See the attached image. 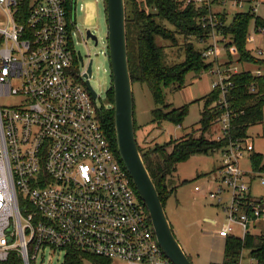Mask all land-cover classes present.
Masks as SVG:
<instances>
[{
	"label": "built area",
	"instance_id": "1",
	"mask_svg": "<svg viewBox=\"0 0 264 264\" xmlns=\"http://www.w3.org/2000/svg\"><path fill=\"white\" fill-rule=\"evenodd\" d=\"M255 1L186 0L208 8L201 19L210 32L206 59L218 60L219 45L238 56L219 31L223 23L217 9H244ZM77 4L0 0V264L13 256L31 264L48 249L63 251L64 258L77 250L110 264H174L86 85L93 74L86 77L90 56L82 63L76 50L74 39L85 37L75 19ZM249 12L255 15L256 9ZM257 32L264 34V28ZM104 54L110 61L108 43ZM256 57L264 58V50ZM242 68L217 65L209 71L217 76L212 84L220 94L216 104L226 107L230 78ZM8 99L11 105H2ZM229 117L225 113L218 121L222 132L230 126ZM254 151L249 141L216 151L220 159L209 174L205 198L224 211L223 239L245 241L264 230V195L253 194L254 184L264 187V163L254 168ZM246 159L249 171L242 166ZM239 264L258 263L242 255Z\"/></svg>",
	"mask_w": 264,
	"mask_h": 264
},
{
	"label": "trees",
	"instance_id": "2",
	"mask_svg": "<svg viewBox=\"0 0 264 264\" xmlns=\"http://www.w3.org/2000/svg\"><path fill=\"white\" fill-rule=\"evenodd\" d=\"M127 11V44L130 74L133 86L136 83L145 84L152 93L157 107L152 110V123L171 121L182 125L189 112V107L173 108L165 104L163 90L174 87L182 89L186 77L190 73L197 76L214 68V62H207L203 51L196 48L191 38L202 41L210 38V32L202 27L201 19L209 13L207 7H197L194 3L187 4L185 0H125ZM219 31L225 37L231 38L227 46H234L238 51L237 62L244 66L254 65L255 70H262L263 75L257 76L255 70L242 68V72L231 76V86L226 97V107L216 104L219 91L211 92L202 98L204 107L201 111L200 128L179 140L155 145L147 150L139 144L144 163L157 188L160 199L166 209L170 197L176 192V187L170 182L177 172V166L195 154H211L223 151L231 143L248 141V131L251 127L263 123L264 120V58H258L247 49L248 26L255 19V29L264 28V20L255 17L251 12L238 13L228 26L227 14L220 12ZM170 25V27H168ZM185 38L183 43L184 60L169 66L165 61V46L161 41L179 46V38ZM230 64V62H229ZM233 64V63H232ZM105 105L100 107L99 118L103 129L111 141L118 158L114 134V90L107 91ZM200 102V100H199ZM163 106L167 111H163ZM229 113V128L223 131L220 140H210L206 134L218 124L223 114ZM136 135L139 127L136 124ZM138 141V138H137ZM121 160V159H120ZM251 160L255 169H260L264 163L261 154L253 152ZM122 162V161H121ZM244 251L258 264H264V230L261 234L248 235L245 241L228 237L225 239L224 261L222 264H239ZM21 264L18 257L13 256L8 263ZM64 264H110L107 260L92 255L83 254L77 250H69L64 258Z\"/></svg>",
	"mask_w": 264,
	"mask_h": 264
},
{
	"label": "rangeland",
	"instance_id": "3",
	"mask_svg": "<svg viewBox=\"0 0 264 264\" xmlns=\"http://www.w3.org/2000/svg\"><path fill=\"white\" fill-rule=\"evenodd\" d=\"M258 1L246 4L244 9L227 6L225 10L218 8L217 11H223L227 14L226 24L228 26L233 22L236 14L248 13L250 7L256 9L255 17L264 19V0ZM75 19L78 27L85 35L84 39H74L75 43H78L76 50L82 54L86 61L89 56L93 60L91 86L100 95V98L95 100L97 106L103 107L107 97L106 93L112 86L110 61L104 54L108 43L107 10L104 0H78ZM87 30H90L98 37L100 40L98 45L92 40H87ZM190 40L201 51L205 50L210 43V40L202 41L196 38H191ZM185 41V38L180 37L179 46H173L169 42L161 41V44L166 47L165 61L167 65L172 66L184 60L183 43ZM227 42H232L230 37L227 38ZM246 43L247 49L253 55H256L259 49L264 50V34L256 31L255 19H252L249 23ZM219 49L221 52L218 60L215 61L210 58L207 59L208 63L214 62V67L217 65L224 68H230L231 66L243 67L237 62V55L230 56V53L224 51L225 46L219 45ZM244 68L256 69L254 65L244 66ZM216 79L217 76L209 72L198 76L195 73H190L186 77V84L182 89H176L172 86L163 90L166 105H170L173 108L188 106L189 112L182 125H176L168 120H164L161 124L156 123L161 128L160 140L162 143L179 140L200 128V114L204 107L202 98L208 92H211L212 84ZM133 87L135 119L139 127L136 136L139 144L144 147L143 138L153 129L152 110L157 105L147 85L136 83ZM11 103L10 99L2 100V105H11ZM158 107L162 108L163 111H167L163 106ZM195 134L199 136L198 132H195ZM223 134L222 126L218 123L205 136L210 140H220ZM248 137L247 140L254 145L255 153L264 157V120L262 124L249 129ZM219 159V152H215L213 155L195 154L177 166V172L170 180L172 185L176 187V192L168 200L165 210L176 238L193 264H222L224 261L225 239L219 236V232L224 225V211L222 208L217 209L205 198V192L210 187L208 182L209 174L214 170L215 166H218ZM242 166L249 171L251 167L249 160L243 161ZM195 186H199L202 189L201 192L195 191ZM253 194L263 196L264 187L258 183L254 184ZM206 218L213 219L216 224L206 221ZM242 255H244L245 261L250 259L248 251H244ZM31 264H64V252L59 249H48L44 253H40L37 260ZM113 264L127 263L115 262Z\"/></svg>",
	"mask_w": 264,
	"mask_h": 264
},
{
	"label": "water",
	"instance_id": "4",
	"mask_svg": "<svg viewBox=\"0 0 264 264\" xmlns=\"http://www.w3.org/2000/svg\"><path fill=\"white\" fill-rule=\"evenodd\" d=\"M108 46L112 86L114 90V134L119 157L128 171L134 186L145 203L155 232L165 255L174 264H193L179 243L168 219L157 188L144 163L139 150L135 129L134 87L129 68L127 44V11L125 0H106ZM86 37L98 45V37L90 30ZM83 63L82 54L78 53ZM93 74V60L90 62L87 78ZM94 100L99 94L86 82Z\"/></svg>",
	"mask_w": 264,
	"mask_h": 264
},
{
	"label": "crops",
	"instance_id": "5",
	"mask_svg": "<svg viewBox=\"0 0 264 264\" xmlns=\"http://www.w3.org/2000/svg\"><path fill=\"white\" fill-rule=\"evenodd\" d=\"M208 93L206 95H208ZM152 126H153L152 131L148 132V134L143 138V144L145 143L144 147L146 150L148 148H153L155 145L163 144L160 140L161 128L157 126L155 123L152 124ZM154 126H156V128H154ZM206 221L215 224V221L213 219L206 218Z\"/></svg>",
	"mask_w": 264,
	"mask_h": 264
},
{
	"label": "flooded vegetation",
	"instance_id": "6",
	"mask_svg": "<svg viewBox=\"0 0 264 264\" xmlns=\"http://www.w3.org/2000/svg\"><path fill=\"white\" fill-rule=\"evenodd\" d=\"M85 61H86V60L83 58V62H85ZM91 61H92V59H90V62H91ZM90 62H89V63H90ZM89 65H90V64H89Z\"/></svg>",
	"mask_w": 264,
	"mask_h": 264
}]
</instances>
